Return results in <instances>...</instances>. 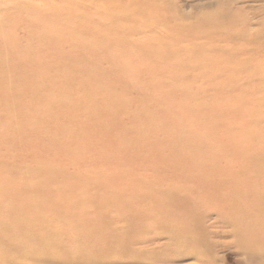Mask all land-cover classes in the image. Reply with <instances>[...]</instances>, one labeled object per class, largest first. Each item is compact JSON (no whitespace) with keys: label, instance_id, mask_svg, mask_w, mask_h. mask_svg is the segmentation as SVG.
<instances>
[{"label":"rangeland","instance_id":"1","mask_svg":"<svg viewBox=\"0 0 264 264\" xmlns=\"http://www.w3.org/2000/svg\"><path fill=\"white\" fill-rule=\"evenodd\" d=\"M0 264H264V0H0Z\"/></svg>","mask_w":264,"mask_h":264}]
</instances>
